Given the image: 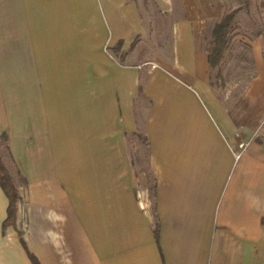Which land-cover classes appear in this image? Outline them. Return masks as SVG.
<instances>
[{
  "label": "crops",
  "instance_id": "obj_1",
  "mask_svg": "<svg viewBox=\"0 0 264 264\" xmlns=\"http://www.w3.org/2000/svg\"><path fill=\"white\" fill-rule=\"evenodd\" d=\"M146 1L0 0V135L24 180L10 222L0 183V264H264V35L252 76L217 86L197 38L221 3L151 0L169 31L151 52Z\"/></svg>",
  "mask_w": 264,
  "mask_h": 264
},
{
  "label": "rangeland",
  "instance_id": "obj_2",
  "mask_svg": "<svg viewBox=\"0 0 264 264\" xmlns=\"http://www.w3.org/2000/svg\"><path fill=\"white\" fill-rule=\"evenodd\" d=\"M217 1L219 4L221 3L222 11L225 13V11L229 12L237 8L241 0ZM146 2V25L151 31L156 30V34L159 35V39L154 38L155 34H151L150 36H148V42L150 44L145 46V48L148 51L152 52L155 49L154 47H156L154 46L155 43L158 42V45H160L164 41L169 40V31H167L168 26H165L167 24H165L164 19H162L161 16L154 14L155 6H151L153 1L147 0ZM210 7L211 10L215 9V6ZM158 13H160L159 10ZM161 19L163 20V23L158 22ZM208 20L202 22V26L204 28H201V32H199L197 38L200 48L204 51H208V49L211 47L210 33L214 27V24L220 19L215 22H213V20ZM235 20L238 26V29L235 31L236 35L231 40L230 47L225 51L223 57L221 58L218 68L213 70V72L211 71L213 83L217 86H227L231 83H237V86H242V84H244L245 81L248 80L249 76H252V74L255 72V68L252 64L253 60L251 48L249 43L247 42L248 40L255 39L257 37V34H261L260 32H262V34L264 35V0H251L250 9H244L240 11L236 15ZM163 27L164 30H161V28ZM157 50H159V48H157ZM218 72L222 73V78H217ZM3 134L4 133H2V135ZM129 141L132 161L135 166L139 182L143 186L145 184H147L148 186L149 184L151 188V183L147 181L149 179V175L147 173L148 162L146 159V146L143 140L139 137L131 136L129 138ZM0 153L3 155L4 162L16 187L19 184H23V177L20 173H18L19 171L15 169V165L12 163L9 152L7 153V151L5 150V140L3 137L0 141ZM142 178L143 180H141Z\"/></svg>",
  "mask_w": 264,
  "mask_h": 264
},
{
  "label": "trees",
  "instance_id": "obj_3",
  "mask_svg": "<svg viewBox=\"0 0 264 264\" xmlns=\"http://www.w3.org/2000/svg\"><path fill=\"white\" fill-rule=\"evenodd\" d=\"M250 7H251V0H241L237 8L229 12L225 11L221 19L214 24V27L210 33L211 47L207 51L210 69L212 72L220 65L221 58L223 57L225 51L230 47L231 40L236 35L235 31L238 29L235 20L236 15L244 9L249 10ZM217 78H222L221 72H218ZM1 135H0V141L1 138L3 137L5 140V150L8 153L9 152L8 141H7L8 136L6 133H4L2 136ZM136 137L142 139L147 147V139L145 137H143L142 135H136ZM0 183L10 199L9 216L7 221L8 222L14 221L16 217L17 204L20 200V195L15 183L12 180L11 175L9 174V170L4 162L3 155L1 153H0ZM34 262L35 264H37L35 260Z\"/></svg>",
  "mask_w": 264,
  "mask_h": 264
},
{
  "label": "built area",
  "instance_id": "obj_4",
  "mask_svg": "<svg viewBox=\"0 0 264 264\" xmlns=\"http://www.w3.org/2000/svg\"><path fill=\"white\" fill-rule=\"evenodd\" d=\"M236 156V158H238L239 157V155L237 154V155H235Z\"/></svg>",
  "mask_w": 264,
  "mask_h": 264
}]
</instances>
